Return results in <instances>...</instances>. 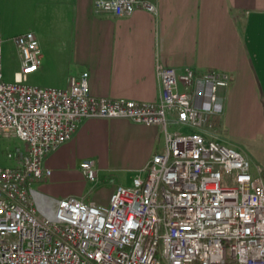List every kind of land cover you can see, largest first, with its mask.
Returning a JSON list of instances; mask_svg holds the SVG:
<instances>
[{"label": "built area", "instance_id": "built-area-1", "mask_svg": "<svg viewBox=\"0 0 264 264\" xmlns=\"http://www.w3.org/2000/svg\"><path fill=\"white\" fill-rule=\"evenodd\" d=\"M137 7L156 13L146 0L93 1L95 13L118 17ZM13 41L20 69L5 82L0 59V137H17L25 148L7 151L13 164L0 165V264H264V162L252 171L243 153L203 129L206 115L223 111L218 91L229 74L157 63L156 102L95 97L87 72L69 76L64 88L26 84L41 63L38 43L32 32ZM168 117L198 130L171 131ZM84 118L162 130V151L130 185L115 186L107 205L49 199L31 187L50 175L44 157ZM81 172L96 181L95 161L83 160Z\"/></svg>", "mask_w": 264, "mask_h": 264}, {"label": "crops", "instance_id": "crops-1", "mask_svg": "<svg viewBox=\"0 0 264 264\" xmlns=\"http://www.w3.org/2000/svg\"><path fill=\"white\" fill-rule=\"evenodd\" d=\"M93 1L0 0L1 40L32 32L39 47L45 36L52 52L42 55L40 51L38 76L56 72L60 82L51 87L64 88L69 76L87 72L89 93L95 97L156 102L157 63L176 71L193 67L227 73L230 84L218 94L224 101H232L233 113L236 106L252 101L262 124L259 142L239 151L263 164L264 0H146L155 5V14L137 7L123 17L95 13ZM22 24L24 28L13 30ZM57 65L59 69H54ZM15 67L16 73L19 53ZM168 120L174 121L172 117ZM159 131V125L146 126L125 118H84L68 141L44 157L42 166L50 175L31 187L49 199L74 196L94 202L84 194L85 181L75 163L92 157L100 162L110 148L125 140L134 177L163 149Z\"/></svg>", "mask_w": 264, "mask_h": 264}, {"label": "rangeland", "instance_id": "rangeland-1", "mask_svg": "<svg viewBox=\"0 0 264 264\" xmlns=\"http://www.w3.org/2000/svg\"><path fill=\"white\" fill-rule=\"evenodd\" d=\"M25 25L15 27L13 30H21ZM39 47L41 54L49 55L52 52V47L45 41V36H41L39 40ZM16 57H18V50L13 41V38L8 36L2 37V52H1V65H2V75L5 82H13L15 79L16 69ZM56 65V64H55ZM59 69V65L54 66V69ZM194 71L193 67H190ZM204 71H216L214 69L197 70V73H202ZM60 82V75L58 73H51L44 77L38 76L37 72L31 73L26 76V84L34 86H51L57 85ZM227 107L223 108V111L219 114L206 115V123L203 129L207 131V135L212 136L216 141L223 143L227 146L235 144L239 148L248 149L250 145L255 142H259L260 135L262 134V124L260 123V114H257V106L255 107L252 101L246 102V105L239 107L236 106L232 109V101H227ZM211 124L208 127V124ZM167 127L169 130H181L182 132L196 131V128H188L182 124L175 121H167ZM158 138L160 142V148L163 144V134L162 131L158 132ZM125 140L119 142L118 147L110 148V152L105 158H99L100 162L96 157H92L96 162V169L98 171L97 179L94 182L87 181L84 176L85 181L84 194L88 200H93L94 203L98 205H107L110 196V188L117 185H128L133 178V171L130 170L131 161H129L126 154L127 147ZM16 148H25L23 141L17 137H0V165H10L11 161L6 159L5 153L7 151H13ZM234 148V147H233ZM160 152L162 148L159 149ZM242 153V152H241ZM250 167L252 171H255L257 167H262L259 165L258 161L251 155L249 157ZM82 162V161H81ZM81 162L75 163V168L79 166L78 169L81 171ZM254 164H256L254 166ZM68 167V165H66ZM82 173V172H81ZM264 175V170L263 173ZM52 199V198H50ZM53 199H59L57 197ZM162 264H165L162 258Z\"/></svg>", "mask_w": 264, "mask_h": 264}]
</instances>
